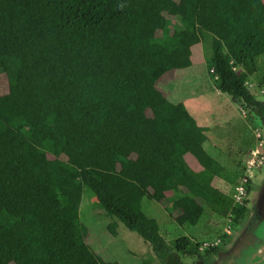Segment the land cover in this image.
<instances>
[{
	"label": "trees",
	"instance_id": "1",
	"mask_svg": "<svg viewBox=\"0 0 264 264\" xmlns=\"http://www.w3.org/2000/svg\"><path fill=\"white\" fill-rule=\"evenodd\" d=\"M203 31L218 89L264 125L249 86L264 53V0H0V264H118L85 242L83 185L160 264H189L190 238L169 244L143 197L172 193L180 226L199 221L200 201L243 218L248 195L233 205L214 184L241 174L205 150L208 127L157 88L191 65Z\"/></svg>",
	"mask_w": 264,
	"mask_h": 264
},
{
	"label": "rangeland",
	"instance_id": "2",
	"mask_svg": "<svg viewBox=\"0 0 264 264\" xmlns=\"http://www.w3.org/2000/svg\"><path fill=\"white\" fill-rule=\"evenodd\" d=\"M212 54V34L203 31L200 42L191 48V65L164 73L157 81V88L170 101L182 102L200 126L208 127L204 148L229 172L237 171L242 176L246 160L256 147L260 150L258 159L263 161V165L257 166L252 172L245 215L238 223L231 214L221 215L199 200L203 206V214L199 221L195 225L180 226L172 217L178 212L172 193H167L162 202L142 198L141 207L144 213L157 220L160 233L169 244H174L178 236L185 235L190 238L188 247L190 253L181 256L183 261L189 264L212 263L215 252L211 253L208 249L200 251L197 248L203 241L227 239L218 251L226 249L234 233L239 231L246 219L253 214L257 187L264 179V125L258 117L251 114L250 109L218 89V80L212 71ZM256 63L257 70L250 77L249 83L253 88L252 92L264 100V94L261 92L264 91V84L261 83L264 53L256 58ZM7 91L6 76L0 70V95L6 94ZM241 109L245 110V114ZM258 142L262 145L258 146ZM185 158L193 169L200 168L191 154H186ZM214 184L227 194H231L233 185L226 180L216 178ZM79 220L87 229L86 244L105 262L160 264L153 257L149 244L138 233L128 230L115 216L107 214L94 192L86 185L82 186ZM227 226H230L231 230L229 236L225 235ZM196 252L202 256L196 257Z\"/></svg>",
	"mask_w": 264,
	"mask_h": 264
},
{
	"label": "water",
	"instance_id": "3",
	"mask_svg": "<svg viewBox=\"0 0 264 264\" xmlns=\"http://www.w3.org/2000/svg\"><path fill=\"white\" fill-rule=\"evenodd\" d=\"M253 214L236 231L211 264H264V179L257 187Z\"/></svg>",
	"mask_w": 264,
	"mask_h": 264
},
{
	"label": "built area",
	"instance_id": "4",
	"mask_svg": "<svg viewBox=\"0 0 264 264\" xmlns=\"http://www.w3.org/2000/svg\"><path fill=\"white\" fill-rule=\"evenodd\" d=\"M249 86H250V83H249ZM261 92L264 94V91H261ZM241 110H242V113L245 114V110L244 109H241ZM257 136L259 137L260 135L257 134ZM258 144H259L258 146L262 145L261 142H258ZM259 154H260V150L258 147H256L250 152V155L246 160L242 176L240 177L238 182H236L233 185L232 192L230 194L233 200V205H243L244 199L248 195L247 186L251 180L252 172L255 170L257 166L263 164V161L261 159H258ZM230 233H231L230 226H227L225 230V235L229 236ZM219 242H220V238H215V240L213 241H203L202 243L198 245V249L200 251H204V250L217 246Z\"/></svg>",
	"mask_w": 264,
	"mask_h": 264
},
{
	"label": "flooded vegetation",
	"instance_id": "5",
	"mask_svg": "<svg viewBox=\"0 0 264 264\" xmlns=\"http://www.w3.org/2000/svg\"><path fill=\"white\" fill-rule=\"evenodd\" d=\"M263 165V164H262ZM263 168V167H262ZM227 242V239H220V242L218 243V245L216 246L217 247V249H216V251H218L219 249H220V247H221V245H223L224 243H226Z\"/></svg>",
	"mask_w": 264,
	"mask_h": 264
}]
</instances>
